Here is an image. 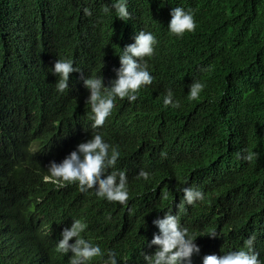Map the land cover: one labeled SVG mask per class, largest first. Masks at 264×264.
<instances>
[{"label": "trees", "instance_id": "1", "mask_svg": "<svg viewBox=\"0 0 264 264\" xmlns=\"http://www.w3.org/2000/svg\"><path fill=\"white\" fill-rule=\"evenodd\" d=\"M115 2L0 0V64L22 68L27 52L39 66L29 74L25 99L3 98L0 72V147L7 151L0 155V264H68L71 252L58 253L55 246L72 219L86 222L81 235L114 251L117 264H145L141 252H154L148 242L158 232L152 220L165 211L179 214L197 235L200 252L192 264L243 247L249 235L264 261V0H127L126 21L116 17ZM176 6L193 10L196 22L181 37L167 30ZM25 20L23 30L17 24ZM121 28L156 37L149 59L153 82L136 101L117 98L111 116L93 130L82 77L99 75L105 85L115 78ZM60 58L80 69L69 74L63 93L50 72ZM193 81L204 87L188 100ZM169 88L180 107L163 105ZM3 104L18 112L5 118ZM78 118L86 132L75 133ZM93 131L121 153L115 167L128 179L124 205L44 179L49 161L62 160ZM238 152L254 155L239 161ZM141 169L150 174L147 180L138 178ZM185 186L199 187L205 199L177 208Z\"/></svg>", "mask_w": 264, "mask_h": 264}, {"label": "clouds", "instance_id": "2", "mask_svg": "<svg viewBox=\"0 0 264 264\" xmlns=\"http://www.w3.org/2000/svg\"><path fill=\"white\" fill-rule=\"evenodd\" d=\"M111 8L118 19L126 21L130 18L127 0H116L111 4ZM83 11L86 16L91 14L87 8H84ZM53 15L44 17L48 18ZM169 16L167 30L176 37H181L186 32L190 33L196 27L194 12L191 9L186 10L180 6L171 7ZM28 24L25 20L17 25L24 27V30ZM132 34L134 36L121 28L120 33L115 36L116 45L121 46L114 52L119 61V67L114 69V79H110L105 85L103 78L99 75L82 77L83 87L88 92L85 103L90 109L88 119L91 121L90 127L93 130L101 128L106 119L111 116L114 101L117 98L121 100L126 98L131 103L137 100L141 88L152 85L153 76L149 70V59L154 54L157 39L151 31L143 29L132 32ZM25 53L27 56L22 57L24 63L22 68H6L0 64L3 98L17 95L25 99L30 94L32 81L29 74L31 72L38 73L39 66H35L36 62L29 53ZM73 64V61L68 58L54 61L50 72L58 93H63L68 88L70 73L80 72V69L73 67ZM203 87L204 85L200 81H193L188 86V100L197 99ZM157 95L158 93L153 94L152 98L156 99ZM163 105L173 108L180 107L179 101L174 99L173 91L170 88L165 91ZM2 111L7 119L18 112L5 104L2 106ZM86 114L84 112L81 116L86 118ZM77 123L75 133L86 132L83 128L86 124L85 121L78 118ZM6 152L5 147L1 146L0 155ZM120 155L117 146L108 143L101 132L93 131L90 138L79 142L74 150L70 151L62 160L59 162L49 161L46 166L47 175L44 179L57 188L74 183L81 193L93 190L97 198L109 203L116 202L124 205L129 198V191L125 172L117 170L115 167ZM162 155L164 154L162 153ZM253 155V153L241 155L238 152L237 158L240 159L239 161L242 159L251 161ZM149 175L143 169L137 174L138 178L145 180L149 178ZM180 191L182 192V201L176 205L179 209L205 199V194L199 187L185 186ZM166 197L167 193H165ZM105 219L108 218L105 217ZM152 224L158 232L152 235L148 246H155V250L151 254L141 252L145 264H192V256L200 252L199 246L195 243L197 235L181 224L180 215L172 214V211H165L162 217L153 219ZM86 228L87 224L82 219H72L71 225L62 229L60 239L56 242V251L64 255L71 252L68 264H90L94 258H98L102 264H117L118 260L114 251L110 249L102 251L99 244L93 243L81 235ZM208 235L215 236L216 234L213 232ZM73 238V242L69 243ZM254 239V235H249L244 240L243 247L226 251L219 256L216 254L204 255L202 260L201 258L196 259L195 264H264V261L258 258L259 253L253 248Z\"/></svg>", "mask_w": 264, "mask_h": 264}]
</instances>
